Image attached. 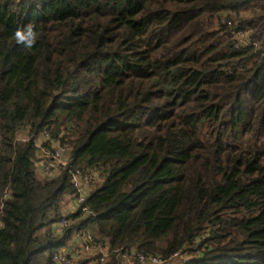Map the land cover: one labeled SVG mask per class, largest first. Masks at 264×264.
Here are the masks:
<instances>
[{
    "label": "trees",
    "instance_id": "16d2710c",
    "mask_svg": "<svg viewBox=\"0 0 264 264\" xmlns=\"http://www.w3.org/2000/svg\"><path fill=\"white\" fill-rule=\"evenodd\" d=\"M75 169L97 176L66 215ZM82 229L105 264H264V0H0V264H56Z\"/></svg>",
    "mask_w": 264,
    "mask_h": 264
},
{
    "label": "built area",
    "instance_id": "2783aa9c",
    "mask_svg": "<svg viewBox=\"0 0 264 264\" xmlns=\"http://www.w3.org/2000/svg\"><path fill=\"white\" fill-rule=\"evenodd\" d=\"M221 22L226 24L229 28L233 27V19H227L226 13H219ZM230 42L235 48L241 46H251L252 42L249 40L247 32L244 30H232L230 32ZM21 140L26 141L24 137H20ZM54 153L49 154L44 152L47 161L40 164V168L43 173L48 176L53 175V171H56L58 167H65L67 162L63 157L65 151L64 148L57 146L53 148ZM97 176V174L90 170L87 173L80 169H75L70 174V182L74 189L70 198L75 204L76 209H80L82 213H88V207L86 205V199L88 196V185L90 180ZM71 223L67 219L63 218L54 228L56 232H61L65 228L69 227ZM75 252H79L81 256L92 257L93 260L90 264H105L109 258L110 249L108 245L100 240H97L94 235L88 230H78L74 233ZM66 249H62L53 255V260L56 264H77L76 260H73ZM78 253V254H79ZM121 261L125 264H187L188 257L183 253L178 252L171 255L168 259H164L158 255H144L143 253L136 252L132 249L122 251L119 254Z\"/></svg>",
    "mask_w": 264,
    "mask_h": 264
},
{
    "label": "clouds",
    "instance_id": "9594fccd",
    "mask_svg": "<svg viewBox=\"0 0 264 264\" xmlns=\"http://www.w3.org/2000/svg\"><path fill=\"white\" fill-rule=\"evenodd\" d=\"M37 34L32 24L17 28L14 33V39L17 44H22L27 48H31L36 42Z\"/></svg>",
    "mask_w": 264,
    "mask_h": 264
},
{
    "label": "crops",
    "instance_id": "0c3cea01",
    "mask_svg": "<svg viewBox=\"0 0 264 264\" xmlns=\"http://www.w3.org/2000/svg\"><path fill=\"white\" fill-rule=\"evenodd\" d=\"M77 209L75 208V204L73 203V201L71 200L70 196H67L66 198V202L62 208V211L64 214H73ZM74 237V236H73ZM72 237L71 241L67 244V246L64 248L66 249L67 253L69 254V256L73 259L76 260V263H78L79 261H85L86 258L81 256L79 252H75V246L74 243L76 241H74V238ZM79 253V254H78ZM90 264V263H88Z\"/></svg>",
    "mask_w": 264,
    "mask_h": 264
},
{
    "label": "rangeland",
    "instance_id": "374dc122",
    "mask_svg": "<svg viewBox=\"0 0 264 264\" xmlns=\"http://www.w3.org/2000/svg\"><path fill=\"white\" fill-rule=\"evenodd\" d=\"M225 40V39H224ZM97 174V173H96ZM94 185H96V183L94 184ZM90 191V188L88 187V192ZM83 257H85L86 258V261H88V262H91L92 260H93V258L92 257H89V256H83Z\"/></svg>",
    "mask_w": 264,
    "mask_h": 264
}]
</instances>
